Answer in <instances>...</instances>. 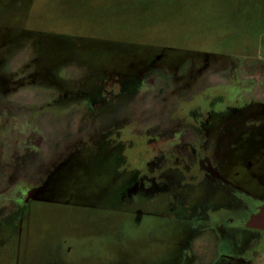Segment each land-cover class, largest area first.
<instances>
[{
  "label": "rangeland",
  "instance_id": "obj_1",
  "mask_svg": "<svg viewBox=\"0 0 264 264\" xmlns=\"http://www.w3.org/2000/svg\"><path fill=\"white\" fill-rule=\"evenodd\" d=\"M168 154L192 172L130 201ZM230 185L264 197V0H0V264H264L263 232L207 222L248 211Z\"/></svg>",
  "mask_w": 264,
  "mask_h": 264
},
{
  "label": "flooded vegetation",
  "instance_id": "obj_2",
  "mask_svg": "<svg viewBox=\"0 0 264 264\" xmlns=\"http://www.w3.org/2000/svg\"><path fill=\"white\" fill-rule=\"evenodd\" d=\"M94 105L95 104H92L93 108L95 107ZM196 136L197 135L195 134V138ZM176 138H178V136ZM197 143L200 144V139L193 140V142L188 146H194ZM202 147L203 146L200 144L199 149L203 150L204 148ZM175 149L179 151L180 148H178V146H175L174 154L175 152H177L175 151ZM199 149H198V152H199ZM200 154L201 155L197 153L198 157L200 156L199 160L201 161V164L203 167L202 176L205 177V175H208L207 173H213L214 174L213 176L215 177L214 179L218 183L221 182V183L229 184L227 181L223 180L221 176L217 175L214 167L211 165L210 161L208 160L209 158L206 156V152L204 153L202 152ZM22 156L30 160H33V157H31V154L29 153L22 155ZM172 159H173V156L170 157V154H168V157H166V155H161L159 158H155L156 162H154L152 166H156V163H159V164H161L162 162L163 163L161 166H157L156 169L154 168V170L153 169L147 170L145 168L146 162L145 161L142 162L140 166H141V169L143 170L141 171L140 168H137L136 170L137 176H136V181L134 184L135 189L131 191V193H129L128 191V194H129L128 197L132 199L130 201H133V197L138 196V195L146 196L148 197V199H151V196H155L164 191L166 192L169 186L168 185L169 178L166 173H168L171 170L176 171L180 175H184V176H187L189 173L192 172V162L187 164V161H186L184 163L185 167H183V170H182V169H179L180 167L179 160L175 159L173 163H171ZM165 163L167 164L166 165L167 167L163 166V164L165 165ZM59 164H61V162ZM230 186L231 187L229 188V190H230L231 198H234L236 202H238L239 205H241L242 207L245 206L246 208H248V211L236 210L235 212L233 211L225 212L222 215L220 214L218 216H213V218L208 219L207 222L213 223V225L217 227L218 229H221V231H223L225 227H229L230 225H239V226L248 227L251 229H257V231L264 233V223H260L261 225H256L258 223L255 220V218H259L262 216L261 214H259L261 213V211L258 208V205H260V202L262 200L264 201V197L261 200H258L252 196L246 195L245 192H243L238 186H235V185H230ZM33 190H35V188L33 187L28 191H26L25 188L20 189L18 192L19 197H17L16 199L21 200L26 205H28L30 202L37 201L38 199L36 200L34 198L31 199L32 198L31 196H27V193L32 192ZM169 210L171 209H167L166 211L169 212ZM130 212H131L132 218L137 219V220L140 217H144L145 214H147L146 210L142 207L141 208L137 207ZM170 213L172 212L170 211ZM167 216L168 214L165 217ZM181 218L183 219V217ZM262 218L264 219V217ZM200 220H202V222L206 221V220H203L202 218L201 219L197 218L195 220H191V221H194L191 223H194L196 226L201 225ZM209 228H212V226H209ZM221 238H222V244H220L219 247L216 246L215 255H216V258H219V260L223 262L222 260L225 259V255L231 253L233 247L231 243H228L226 236H221ZM256 250H257V247L254 245L252 247H248L244 249L243 251L238 253V254H241L239 259L243 261V264H253V258H254L253 254ZM193 258L196 259V256H194V254H193Z\"/></svg>",
  "mask_w": 264,
  "mask_h": 264
},
{
  "label": "water",
  "instance_id": "obj_3",
  "mask_svg": "<svg viewBox=\"0 0 264 264\" xmlns=\"http://www.w3.org/2000/svg\"><path fill=\"white\" fill-rule=\"evenodd\" d=\"M37 193H38V191L33 190L32 192H28V193H27V196H31V197H32L31 199L34 198V199L36 200V199H38V194H37ZM255 220L257 221V218H255ZM255 220H254V221H255ZM256 225H261V224L258 223V224H256Z\"/></svg>",
  "mask_w": 264,
  "mask_h": 264
},
{
  "label": "trees",
  "instance_id": "obj_4",
  "mask_svg": "<svg viewBox=\"0 0 264 264\" xmlns=\"http://www.w3.org/2000/svg\"><path fill=\"white\" fill-rule=\"evenodd\" d=\"M12 201V203H11V205L13 204H15V203H23L21 200H19V199H16V197H13V199L11 200ZM25 204V203H24ZM26 205V204H25Z\"/></svg>",
  "mask_w": 264,
  "mask_h": 264
}]
</instances>
